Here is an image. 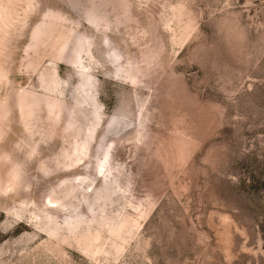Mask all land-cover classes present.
Instances as JSON below:
<instances>
[{"label": "rangeland", "instance_id": "1", "mask_svg": "<svg viewBox=\"0 0 264 264\" xmlns=\"http://www.w3.org/2000/svg\"><path fill=\"white\" fill-rule=\"evenodd\" d=\"M0 264H264V0H0Z\"/></svg>", "mask_w": 264, "mask_h": 264}]
</instances>
